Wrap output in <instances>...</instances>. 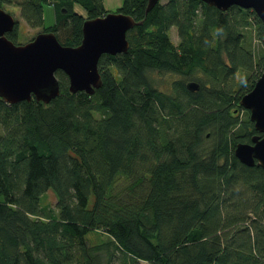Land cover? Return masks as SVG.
Instances as JSON below:
<instances>
[{
	"label": "trees",
	"instance_id": "1",
	"mask_svg": "<svg viewBox=\"0 0 264 264\" xmlns=\"http://www.w3.org/2000/svg\"><path fill=\"white\" fill-rule=\"evenodd\" d=\"M148 1L118 9L142 24L127 53L102 56L93 95L58 71L49 104L0 97V264H264V170L235 155L259 134L240 100L264 72L262 23L239 6L160 0L146 12ZM5 5L32 28L52 5L44 31L66 46L107 13L103 0Z\"/></svg>",
	"mask_w": 264,
	"mask_h": 264
},
{
	"label": "water",
	"instance_id": "2",
	"mask_svg": "<svg viewBox=\"0 0 264 264\" xmlns=\"http://www.w3.org/2000/svg\"><path fill=\"white\" fill-rule=\"evenodd\" d=\"M160 0H149L146 12ZM205 4L226 11L232 6L253 10L264 29V0H201ZM15 17L0 8V97L9 104L32 99L49 104L61 94L58 71L69 79L71 93L93 95L103 85L99 61L103 55L127 53L130 43L128 32L142 24L122 12L106 13L103 17L84 21L83 39L78 46L63 45L54 32L39 33L26 44H15L7 37L16 27ZM191 82L188 88L199 89ZM240 105L250 113L256 131L252 143H238L236 157L250 167L264 170V72L253 89L245 94Z\"/></svg>",
	"mask_w": 264,
	"mask_h": 264
},
{
	"label": "rangeland",
	"instance_id": "3",
	"mask_svg": "<svg viewBox=\"0 0 264 264\" xmlns=\"http://www.w3.org/2000/svg\"><path fill=\"white\" fill-rule=\"evenodd\" d=\"M165 0H162V3ZM124 0H103L105 9L107 13H117L118 9L122 7ZM8 13L12 14L18 23V44H26L32 41L39 33L45 32V28H49L56 23V12L52 5H45L44 6V24L40 28H32L30 27L25 20L21 16V10L19 7L14 5H5L3 7ZM75 10H77L78 13H82L84 17H86V13L78 6L75 7ZM170 37L173 41V43L178 44L180 42V38L178 35V31L176 28H172L170 31ZM255 44H260L258 40H255ZM155 77H158L157 74H155ZM160 78V79H159ZM157 78L156 80L158 82H167L170 80V75L163 76ZM162 84V83H161ZM241 118L244 119L245 113H240ZM250 118V115L248 116ZM45 203L51 204L52 206H56L57 199L55 197V194L53 191H49L48 194L44 198ZM264 211V210H263ZM102 240V238L99 236V234L95 233L91 236V241L93 243H99ZM115 264H118L115 263ZM140 264H151L148 262H140Z\"/></svg>",
	"mask_w": 264,
	"mask_h": 264
},
{
	"label": "flooded vegetation",
	"instance_id": "4",
	"mask_svg": "<svg viewBox=\"0 0 264 264\" xmlns=\"http://www.w3.org/2000/svg\"><path fill=\"white\" fill-rule=\"evenodd\" d=\"M17 44H18V43H17ZM255 135H261V136H262L263 134H260V133H259V134H255ZM255 135H252V137H251V141H250L249 143H252V138H253V136H255Z\"/></svg>",
	"mask_w": 264,
	"mask_h": 264
},
{
	"label": "bare ground",
	"instance_id": "5",
	"mask_svg": "<svg viewBox=\"0 0 264 264\" xmlns=\"http://www.w3.org/2000/svg\"><path fill=\"white\" fill-rule=\"evenodd\" d=\"M16 22H17V20H16ZM17 25V24H16ZM16 44V43H15Z\"/></svg>",
	"mask_w": 264,
	"mask_h": 264
}]
</instances>
